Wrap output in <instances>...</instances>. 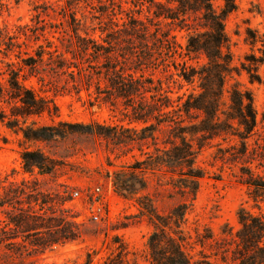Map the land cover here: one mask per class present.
<instances>
[{"label": "rangeland", "instance_id": "374dc122", "mask_svg": "<svg viewBox=\"0 0 264 264\" xmlns=\"http://www.w3.org/2000/svg\"><path fill=\"white\" fill-rule=\"evenodd\" d=\"M158 4L0 0V78L6 84V65L13 64L10 70L21 72V83L44 108L13 117L18 105L7 96L0 102L6 116L0 122V264H171L167 240L165 260L153 262L149 241L158 221L152 212L167 218L192 201L189 189L178 188L181 171L169 159L160 168L157 160L175 142L177 106L198 85L185 83L176 69L187 60L188 32L158 19ZM214 5L220 9L223 2ZM237 5L225 22L235 70L227 89L238 84L252 92L259 125L251 144L264 156V0ZM30 58L34 63L25 66ZM248 67L258 68L260 82L250 81ZM192 122H199L197 115ZM233 144L195 145V167L204 177L182 226L193 264H236L239 210L264 216L242 171L250 167L264 181V161L236 160ZM24 154L33 157L25 162ZM96 188L105 200L98 223L89 204ZM69 232L75 240L49 246ZM121 249L127 250L122 257Z\"/></svg>", "mask_w": 264, "mask_h": 264}, {"label": "trees", "instance_id": "16d2710c", "mask_svg": "<svg viewBox=\"0 0 264 264\" xmlns=\"http://www.w3.org/2000/svg\"><path fill=\"white\" fill-rule=\"evenodd\" d=\"M214 1L160 0L158 4L160 10L157 14L158 19H163L188 32L184 54V59L187 60L176 65V69L185 83L189 85L196 83L198 86L184 103L177 106L174 112L176 114L175 142L172 144V149L164 152L157 160L160 168L167 165V159H169L170 164L168 165L181 171L178 173L181 177L177 180L181 183L178 188L189 189L187 196H191L192 202L178 205L167 218L152 212L153 217L158 221L156 232L149 241L155 263L165 260L168 252H165L166 247L162 244L163 240H167L171 256L168 260L171 264H193L187 252L188 238L184 235L182 226L196 199L199 181L204 177L202 170L195 167L198 150L217 139L228 143L234 141L236 144L231 145L229 149L236 147L237 153L232 156L236 160H243L250 165L255 159L260 158L264 161V156L256 155L257 147L253 149L251 144V141L258 135L259 125L252 92L242 90L238 84L227 89L228 78L235 70L229 40L225 32V22L231 14L237 11L239 0H222L223 5L220 9L215 7ZM191 18L197 20L196 25L188 24ZM1 45L2 42H0V49ZM5 45V53H7L5 57H7L16 44L12 42ZM96 53L103 54V51ZM38 57L42 59V56ZM200 58L206 60L201 66L195 67L190 63ZM30 60H26L23 64L30 67L34 63L33 58ZM12 66L13 64L6 65L8 68L5 71L6 84L0 78V102L5 101L7 96L11 103L18 105L12 109L20 112L13 114V117H18V115L30 117L41 114L44 111L43 102L21 83V72L10 70ZM244 70L252 83L261 81L258 68L254 70L248 67ZM133 85L134 83L131 82L130 88H133ZM194 115H197L199 122H192ZM5 120V114L0 113V122L4 123ZM141 120L146 122L148 119ZM186 121H189L187 125ZM6 125L9 129L13 128L11 122ZM21 131L26 139H32L27 130ZM32 157V154L23 155L25 162ZM36 167L44 171L43 166ZM245 169L242 170L244 185L253 189L252 199L257 206L264 204L263 178L257 176L252 168ZM31 219L36 221V218L31 217ZM238 219L241 228L236 233L237 249L234 252L233 261L236 264H264V216L255 215L242 208L238 212ZM168 229L171 232H168ZM33 231L36 232L38 229H33ZM72 240H75V236H71L69 232L59 239L50 241L49 246ZM126 253V249H121L119 255L122 257ZM223 259L226 263V258Z\"/></svg>", "mask_w": 264, "mask_h": 264}, {"label": "built area", "instance_id": "2783aa9c", "mask_svg": "<svg viewBox=\"0 0 264 264\" xmlns=\"http://www.w3.org/2000/svg\"><path fill=\"white\" fill-rule=\"evenodd\" d=\"M78 196V193H75ZM90 204V217L94 222H100L103 214L105 213V200L101 188H96L91 196Z\"/></svg>", "mask_w": 264, "mask_h": 264}]
</instances>
